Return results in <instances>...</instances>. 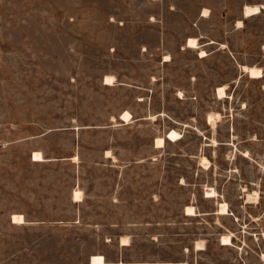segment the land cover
<instances>
[{"label": "rangeland", "instance_id": "374dc122", "mask_svg": "<svg viewBox=\"0 0 264 264\" xmlns=\"http://www.w3.org/2000/svg\"><path fill=\"white\" fill-rule=\"evenodd\" d=\"M252 4L0 0V264H264Z\"/></svg>", "mask_w": 264, "mask_h": 264}, {"label": "bare ground", "instance_id": "6f19581e", "mask_svg": "<svg viewBox=\"0 0 264 264\" xmlns=\"http://www.w3.org/2000/svg\"><path fill=\"white\" fill-rule=\"evenodd\" d=\"M263 8H264V4L245 5V11L244 12H245L246 16L255 15V14L260 13ZM204 13H206V11H204ZM242 23L243 22L241 20H239V24L242 25ZM206 54L207 53L205 51H202L200 56H205ZM244 67H245V69H247V66H244ZM219 92H220V94H225V87L220 86ZM210 118H212V117H210ZM223 208H224V206H223ZM14 219L16 221L24 220V218L21 214L20 215L15 214ZM92 263L93 264H105L106 260H105V257L103 255L98 254V255L93 256Z\"/></svg>", "mask_w": 264, "mask_h": 264}, {"label": "crops", "instance_id": "0c3cea01", "mask_svg": "<svg viewBox=\"0 0 264 264\" xmlns=\"http://www.w3.org/2000/svg\"><path fill=\"white\" fill-rule=\"evenodd\" d=\"M253 5V4H252ZM246 17V16H245ZM190 37H188V39H189ZM195 38H197L198 39V43H199V40H200V38H198V37H195ZM188 39H187V41H188ZM187 41H186V46H187ZM200 44V43H199ZM188 47V46H187Z\"/></svg>", "mask_w": 264, "mask_h": 264}]
</instances>
